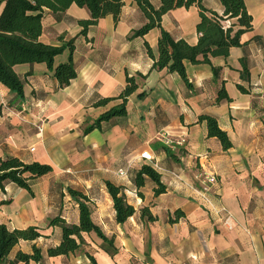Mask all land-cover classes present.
I'll use <instances>...</instances> for the list:
<instances>
[{
	"label": "crops",
	"instance_id": "obj_1",
	"mask_svg": "<svg viewBox=\"0 0 264 264\" xmlns=\"http://www.w3.org/2000/svg\"><path fill=\"white\" fill-rule=\"evenodd\" d=\"M243 1L252 18L251 29L240 36V45L231 48L226 58H212L210 65L187 64V84L176 73L151 69L153 61L144 43L156 56L158 29L128 39L146 22L134 2L125 1L117 22L107 15L85 36L77 35V22L89 17L85 8L71 5L60 13L44 9L39 39L59 45V36L63 35V41L75 37L76 76L60 88L44 64L28 63L13 68L24 83L21 97L0 84V159L14 157L52 168L51 173L30 182L31 193L12 183L0 189V224L9 231L32 226L40 234L35 241H20L9 259L17 252L31 254L36 246L42 259L27 264H89L84 255H46L61 240L60 229L48 227L47 221L60 216L69 224L78 223V206L68 195L69 188L85 195L91 210L98 206L99 194L112 208L104 186L108 181L122 188L135 213L123 225L114 221L111 231L99 210L93 220L106 236L119 241V246L115 244L119 258L104 254L95 237L91 246L86 241L85 250L96 262L125 264L123 254L135 239L143 250L142 264H264V0ZM150 3L159 6L158 0ZM202 3L222 15L219 0ZM198 20L196 7L177 8L162 16L161 26L174 40L194 45ZM66 56L67 51L56 56L54 64ZM132 76L138 89L127 98L125 115L101 122L99 128L84 134L88 125L121 103L118 96L126 77ZM221 88L229 101L216 102ZM106 98L113 100L95 106ZM202 115L215 118L228 134L231 149L223 151L217 139L206 136L205 123L199 122ZM161 134L185 143L172 149ZM165 147L176 160L166 154ZM146 150L162 169L157 172L165 192L154 197L148 182L139 198L134 179L140 166L147 164L139 159ZM120 169L126 174L118 175ZM205 173L213 174L215 182L199 195ZM142 206L148 207L153 222H142ZM228 216L230 224L225 225Z\"/></svg>",
	"mask_w": 264,
	"mask_h": 264
},
{
	"label": "trees",
	"instance_id": "obj_2",
	"mask_svg": "<svg viewBox=\"0 0 264 264\" xmlns=\"http://www.w3.org/2000/svg\"><path fill=\"white\" fill-rule=\"evenodd\" d=\"M126 0H0V84L18 97L23 95L24 83L15 74L13 68L16 65L35 63L44 64L47 71L52 72L58 81L59 87L64 88L76 76L72 54L74 51V38L63 41V35L58 37L59 45H47L40 41L42 32L41 19L44 9L52 13L66 11L71 5L85 8L88 19L77 22L80 28L77 35L85 36L91 26L107 15L117 22ZM136 4L146 22L136 30H133L128 39L143 37L153 29L159 30L156 42L157 55L154 56L151 48L145 42V50L153 61L152 70H166L176 73L184 84H187L186 65L205 63L210 65V60L216 57L226 58L230 49L240 45V36L251 29L252 18L248 14L243 0H219L223 7V13L219 16L213 11L204 8L203 0H158L159 6L155 8L150 0H130ZM196 7L199 20L196 24V32L199 37L194 45L184 40H174L161 26L162 16L167 12L177 9ZM230 21L229 26L223 29L221 22ZM233 26L237 29L234 30ZM67 51L66 60L55 65L54 58ZM214 74L217 69L212 67ZM245 71V70H244ZM243 77V76H242ZM136 78H143L137 75ZM136 78L126 77V85L118 96L121 103L112 107L100 115L94 123L88 125L83 133L87 134L99 128L101 122L108 121L116 116L126 113L127 98L134 94L138 85ZM241 92L244 90L238 86ZM142 94H138L137 97ZM113 99L106 98L95 103V106L106 104ZM229 101L225 90L218 91L216 102ZM199 122L206 126V136L219 141L223 151L232 148L228 134L218 127L214 117L202 115ZM166 154L173 160L174 155L168 148H164ZM52 172V168L38 162L24 163L17 158L7 157L0 159V189L3 190L7 183L31 193L30 182ZM153 185L152 194L157 197L165 192V186L161 182L160 174L151 166L143 164L138 169L134 183L137 196L143 198L141 190L146 183ZM104 186L110 197L114 212V221L123 225L131 218L135 210L127 203L121 187L105 181ZM68 195L78 206L79 218L77 224H69L60 216L48 219V227H57L61 232V240L55 247L46 250L48 257L84 255L90 264H97L95 258L86 250L85 236L93 234L100 240L99 249L108 257L113 258L118 254L114 236H106L92 217V210L88 198L73 189H67ZM176 214H181L179 211ZM141 220L144 223L153 222L155 218L148 207L141 209ZM40 237L36 227L29 226L24 229L9 231L5 225L0 224V264H27L29 261L40 262L41 250L32 246V253L17 252L14 259H9V254L20 241L32 242Z\"/></svg>",
	"mask_w": 264,
	"mask_h": 264
},
{
	"label": "rangeland",
	"instance_id": "obj_3",
	"mask_svg": "<svg viewBox=\"0 0 264 264\" xmlns=\"http://www.w3.org/2000/svg\"><path fill=\"white\" fill-rule=\"evenodd\" d=\"M145 205L150 206V203H148L146 201ZM142 207L140 208V211H141ZM99 210L101 213V216H100L101 219L107 224V227L111 231H113L114 219L112 217V208L110 207V204L108 203V201L106 199H104V197H102L100 194L98 197V206H94L92 208L93 218L96 220L99 217ZM127 235L131 238V236L129 234H127ZM143 235H144V239H145L146 238V230L145 229H144ZM123 237H125V234L123 235ZM85 239L88 242L89 246H91V244H94V242L96 241V238L93 234L91 236L86 237ZM131 243L132 244L130 245L129 249L126 252H124V254H123L125 260H127V262H125V264H142V261H143L142 256H141V252L143 251L142 248L140 247V245L137 244L135 239H133V242H131ZM115 244H117L119 246V241L117 240L115 242ZM79 256L81 258H84L82 255H79ZM79 256L77 258H79ZM115 258L118 259L119 256H115ZM97 263L103 264L101 262H97Z\"/></svg>",
	"mask_w": 264,
	"mask_h": 264
},
{
	"label": "built area",
	"instance_id": "obj_4",
	"mask_svg": "<svg viewBox=\"0 0 264 264\" xmlns=\"http://www.w3.org/2000/svg\"><path fill=\"white\" fill-rule=\"evenodd\" d=\"M221 24H222L223 29H226L229 26V23L221 22ZM2 106L6 107V104L2 103ZM39 130L41 131V128ZM163 135L164 134H161V137L164 139V144L166 146H169L172 149L180 148L185 143L184 139L175 141L172 138H170L168 135H164V136ZM139 159L141 161L149 164L152 167V169H154L155 171L162 172V169L157 165V163L155 162L154 156L152 155V153L150 151H148V150L142 151L139 154ZM125 174H126V171H124L123 169H120L118 171V175H120V176H123ZM172 176H173L174 179H177L178 182H180V183L182 182L181 179L178 176H176L174 174H172ZM214 182H215V176L213 174H211V173L203 174V180L201 182L202 188H201L200 191H197V193L199 195H202V194L204 195L205 193H207L210 190V187L213 185ZM230 217L231 216H228L224 220V224L225 225H229L230 224V221H229Z\"/></svg>",
	"mask_w": 264,
	"mask_h": 264
}]
</instances>
